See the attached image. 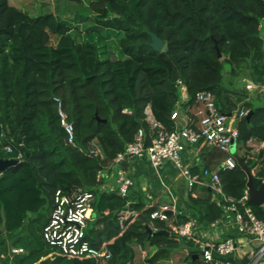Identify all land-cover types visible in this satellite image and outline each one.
Here are the masks:
<instances>
[{
    "label": "trees",
    "instance_id": "obj_1",
    "mask_svg": "<svg viewBox=\"0 0 264 264\" xmlns=\"http://www.w3.org/2000/svg\"><path fill=\"white\" fill-rule=\"evenodd\" d=\"M60 1L61 14L45 6L27 16L10 0H0V142L14 147L0 158L22 153L0 174V264H34L48 256L53 248L43 229L55 194L77 189L94 194L86 239L94 246L110 242L113 256L102 262L53 254L42 264H135V244L149 245L147 262L158 264L188 242L173 233H149L147 226L166 225L151 217L157 207L146 209L138 201L130 205L136 219L123 231L118 211L126 199L102 189L101 173L139 129L149 136V107L168 130L175 128L178 80L186 87L195 126L197 93L208 90L225 114L241 107L252 111L250 121L247 115L236 119L242 147L252 138L264 142V101L250 99L239 84L247 68L251 80L264 83V0ZM73 2L78 10L70 16L66 10ZM150 33L165 41L162 51L151 47ZM57 99L74 124L73 142L61 124ZM94 147L101 155H90ZM248 152L231 153L236 165L228 169L220 165L230 153L216 146L203 152L204 167L218 170L224 192L235 198L248 188L242 164L253 168L264 158V150L254 158ZM263 177L264 168L254 176L256 186ZM250 205L264 219V208ZM187 208L201 225L224 215L211 191L190 194ZM176 217L178 223L190 219L179 212ZM9 243L24 252L11 256Z\"/></svg>",
    "mask_w": 264,
    "mask_h": 264
},
{
    "label": "built area",
    "instance_id": "obj_2",
    "mask_svg": "<svg viewBox=\"0 0 264 264\" xmlns=\"http://www.w3.org/2000/svg\"><path fill=\"white\" fill-rule=\"evenodd\" d=\"M181 91V103L174 109L171 118L175 121V128L168 130L156 120L151 110L147 109V120L150 125L149 136L144 129H139L134 141L128 143L123 151L119 152L110 166L114 170L115 185L119 195L126 199V205L118 211V220L124 231L128 224L136 219L137 211L130 207L133 203L130 190L134 185L133 179L126 173L124 163L128 157H148L152 166L160 167L164 161L170 160L186 177L190 191L196 184H206L212 192V199L220 203L224 212L233 215L236 236L225 238H205L200 225L195 219L185 223L175 220L176 203L163 205L155 210L151 217L158 218L165 223V228L173 233L177 239H185L188 244L183 245L172 253L170 258L158 264H264V219L258 217L249 203V189L247 188L240 198H235L224 192L218 170L203 168L201 173L194 174L191 168L183 163V153L190 145L216 146L221 150L233 153L240 135L236 126V119L248 114L245 107H241L231 115L221 112L211 91L204 90L197 93L198 107L196 115L198 122L195 126L189 117L191 106L188 104V95L184 83L177 81ZM256 83H249L248 90L256 88ZM58 101V113L64 127L68 141L75 139V127ZM12 153L14 147L9 143L0 142V152ZM90 155L99 156V148H91ZM22 157L19 152L17 159ZM236 159L229 155L220 165L221 168H233ZM103 174L101 173V176ZM264 181V179L262 180ZM94 194L81 189L71 193L58 190L54 197V204L49 220L43 229L45 242L53 248V254L69 259H96L106 262L113 256L109 242L100 246L92 245L86 239V230L94 218ZM216 222L211 223L214 227ZM154 232L162 228L151 227ZM145 247V246H144ZM143 246L136 244L139 251ZM22 253V248L12 249ZM197 256L193 259V256ZM147 262L148 254L144 252Z\"/></svg>",
    "mask_w": 264,
    "mask_h": 264
},
{
    "label": "crops",
    "instance_id": "obj_3",
    "mask_svg": "<svg viewBox=\"0 0 264 264\" xmlns=\"http://www.w3.org/2000/svg\"><path fill=\"white\" fill-rule=\"evenodd\" d=\"M260 35L264 39V19L260 24ZM243 81V80H242ZM249 83H255L253 80H248L244 87H247ZM256 88L249 90V98L254 99L258 102L264 101V86L260 84H255ZM254 93V95H252ZM206 146L203 145H190L183 153V163L185 166L191 168L194 174L201 173L204 168L203 164V152ZM233 148V147H232ZM250 157L254 158L264 150V142L258 141L252 138L248 141L247 146L242 147L241 144L237 143L234 150L237 155H243L247 151ZM126 173L133 179L134 185L130 190V197L132 201H138L145 204V208L157 207L159 209L163 205L176 203L177 212L176 214L182 213L190 216V219H195L193 213L187 208V201L190 194L194 197L208 194L211 191L208 185L196 184L192 191L188 188V183L186 177L181 173V171L175 166V164L166 160L163 164L155 168L152 166L148 157L138 158V157H128L124 163ZM264 168V158L253 168H250L253 175L256 176L258 172ZM101 181L102 189L111 193H117L115 185V174L114 170H105L102 172ZM264 177L261 179L263 180ZM208 191H207V190ZM176 214L175 220L177 221ZM233 215L224 212L223 217L216 221L214 227L209 225H200L201 232L205 238L209 237H219L225 238L228 236H236L237 230L235 228ZM196 220V219H195ZM110 243V242H109ZM134 245L136 252L135 264H143L145 260L144 252L148 254L149 245L143 248V251H139ZM20 247H13L9 243V251L11 255V249H19ZM23 253V252H22ZM20 253H14V256ZM53 255L51 252L48 256ZM48 256L42 257L34 264H42L41 262Z\"/></svg>",
    "mask_w": 264,
    "mask_h": 264
},
{
    "label": "water",
    "instance_id": "obj_4",
    "mask_svg": "<svg viewBox=\"0 0 264 264\" xmlns=\"http://www.w3.org/2000/svg\"><path fill=\"white\" fill-rule=\"evenodd\" d=\"M151 35V47L156 51H162L165 47V41L161 39L158 35L154 33H150ZM263 51H264V44H263ZM219 56H221L220 52L218 51ZM252 116V111H249L246 118L250 121ZM232 152H234V147L232 148ZM18 159L15 158H0V174L5 172L11 165L18 163ZM243 169L247 173L248 182L247 187L249 189V203L256 204L262 206L264 208V181L259 180V186H256L254 183V175L250 169V167L246 164H242ZM147 230L151 234H166L169 235L170 232L167 229L162 228L159 231L154 232L151 227L147 226ZM15 252L11 249V255ZM197 256H193V259H196Z\"/></svg>",
    "mask_w": 264,
    "mask_h": 264
},
{
    "label": "rangeland",
    "instance_id": "obj_5",
    "mask_svg": "<svg viewBox=\"0 0 264 264\" xmlns=\"http://www.w3.org/2000/svg\"><path fill=\"white\" fill-rule=\"evenodd\" d=\"M84 3H87V0H81ZM11 4L13 7L28 16H35L40 13L38 9L41 7H47L49 12L55 13V14H61L62 9L60 8L59 10V4H62V1L60 0H10ZM71 5V4H70ZM69 10H66V13H68L70 16H74L75 14L73 12H76L78 10V5L77 3L73 2L71 6H67ZM251 69L247 68L245 73L240 76V78H243V81L241 80L239 82L240 86L244 87L246 82L251 79ZM230 79V77L227 74V78ZM232 79V78H231ZM261 86H264V83H261ZM254 95V93H252ZM262 102V101H260ZM237 151L236 149L234 152Z\"/></svg>",
    "mask_w": 264,
    "mask_h": 264
}]
</instances>
